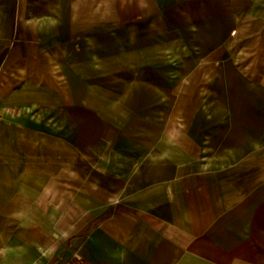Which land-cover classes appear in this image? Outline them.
<instances>
[{
	"label": "crops",
	"instance_id": "1",
	"mask_svg": "<svg viewBox=\"0 0 264 264\" xmlns=\"http://www.w3.org/2000/svg\"><path fill=\"white\" fill-rule=\"evenodd\" d=\"M221 1L0 0V264H264V106L237 130L214 86L185 143L154 132L157 61Z\"/></svg>",
	"mask_w": 264,
	"mask_h": 264
},
{
	"label": "rangeland",
	"instance_id": "2",
	"mask_svg": "<svg viewBox=\"0 0 264 264\" xmlns=\"http://www.w3.org/2000/svg\"><path fill=\"white\" fill-rule=\"evenodd\" d=\"M204 12L203 31L188 45L173 46L171 55L156 63V100L167 104L156 110L157 139L172 134L183 143L184 135L189 137L197 125L198 105L215 96L212 87L223 85L236 90L234 128L256 130L258 110L244 108L264 106V0H224ZM192 63L195 68L187 70ZM87 117L95 123L90 133L97 146L100 109L89 110ZM88 146L76 147L77 188L99 177L98 152L88 153ZM91 192L98 194L95 189Z\"/></svg>",
	"mask_w": 264,
	"mask_h": 264
},
{
	"label": "built area",
	"instance_id": "3",
	"mask_svg": "<svg viewBox=\"0 0 264 264\" xmlns=\"http://www.w3.org/2000/svg\"><path fill=\"white\" fill-rule=\"evenodd\" d=\"M2 117V110H1V107H0V118Z\"/></svg>",
	"mask_w": 264,
	"mask_h": 264
}]
</instances>
